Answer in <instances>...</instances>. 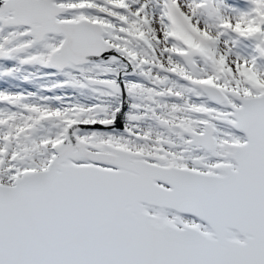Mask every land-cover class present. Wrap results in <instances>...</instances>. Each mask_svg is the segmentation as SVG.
<instances>
[{"label": "snow or ice", "instance_id": "6c2138e0", "mask_svg": "<svg viewBox=\"0 0 264 264\" xmlns=\"http://www.w3.org/2000/svg\"><path fill=\"white\" fill-rule=\"evenodd\" d=\"M0 264H264V0H0Z\"/></svg>", "mask_w": 264, "mask_h": 264}]
</instances>
